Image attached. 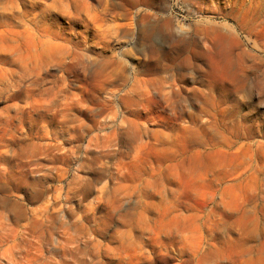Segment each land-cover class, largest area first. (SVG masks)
<instances>
[{
	"label": "rangeland",
	"instance_id": "obj_1",
	"mask_svg": "<svg viewBox=\"0 0 264 264\" xmlns=\"http://www.w3.org/2000/svg\"><path fill=\"white\" fill-rule=\"evenodd\" d=\"M11 12L30 35L0 88V264H264V0ZM67 40L81 56L51 52Z\"/></svg>",
	"mask_w": 264,
	"mask_h": 264
},
{
	"label": "bare ground",
	"instance_id": "obj_2",
	"mask_svg": "<svg viewBox=\"0 0 264 264\" xmlns=\"http://www.w3.org/2000/svg\"><path fill=\"white\" fill-rule=\"evenodd\" d=\"M11 1L12 0H10V2ZM16 3L18 4V2ZM11 6L14 7L15 4L12 3V5H10V8ZM10 14L11 16L7 20L0 19V71H2L1 73H3V76L2 77L0 76V88L1 87L8 88L14 83L20 84L24 80L27 70V63H26L27 56H25L23 52V47L25 45V38L27 37V34L30 35V31L22 27L24 25V20H25V17L23 15H17L15 12H11ZM15 22L21 23L20 24L22 25L21 28H18ZM31 35L37 37L36 33H31ZM96 36L98 37V35ZM150 37L153 47L158 52L157 55L158 58L160 59L161 57L163 58L166 55V51L163 47L165 40V33L158 22H154L152 24ZM255 45L258 46L256 42ZM79 47H80V43H71L70 40H67V42L64 44L56 45V46L52 45L51 52L52 53L57 52L61 56V58H66L67 56L76 57V56H81L80 55L81 53L78 52ZM253 49L255 48L253 47ZM257 51L262 55L260 56L264 60V55L260 52V50ZM5 65H8V67ZM247 67L249 68L250 66ZM256 70H260V68ZM13 76H15V80L12 82L10 78Z\"/></svg>",
	"mask_w": 264,
	"mask_h": 264
},
{
	"label": "crops",
	"instance_id": "obj_3",
	"mask_svg": "<svg viewBox=\"0 0 264 264\" xmlns=\"http://www.w3.org/2000/svg\"><path fill=\"white\" fill-rule=\"evenodd\" d=\"M101 165H102V163H101ZM88 183H87V186L88 187H92V185H93V183H92V181L90 180V181H87Z\"/></svg>",
	"mask_w": 264,
	"mask_h": 264
}]
</instances>
